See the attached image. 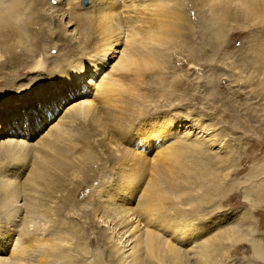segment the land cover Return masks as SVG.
<instances>
[{"label": "rangeland", "instance_id": "1", "mask_svg": "<svg viewBox=\"0 0 264 264\" xmlns=\"http://www.w3.org/2000/svg\"><path fill=\"white\" fill-rule=\"evenodd\" d=\"M15 1L7 7L9 14L1 13L0 2V138L27 144H0V246H5L2 234L10 244L4 256L24 261L31 252L24 255V248L30 249L37 227H43L51 234L45 246L34 245L37 253L53 245L62 255L55 263L43 264H119L103 225L114 214L134 219L139 207L137 200L124 203L127 197L119 185L124 179L136 183L137 176L151 178L152 161H163L155 150L169 146L170 171L183 172L188 163L193 171L207 169L197 161H214L219 173L212 184L202 175V187L210 191L201 197L203 203L210 201L206 210L219 203L201 226L210 231L177 243L189 252L190 263L195 262L192 253L200 239L230 226L240 229L242 237L217 252L219 264H264L251 245L264 242V0H133L139 10L134 5L122 15L108 0ZM137 17H145L146 24ZM129 18L142 26L133 29L137 58L145 60L154 49L148 57L158 65L155 74L144 73L139 88L130 89L134 72L122 77V86L143 96L122 110L121 102L114 105L105 99L113 94L103 96L96 88L124 47L113 46L108 52L105 44ZM98 60L102 69L95 76L91 66ZM80 68L85 69L81 74L87 94L75 96L78 88H71L66 79ZM87 79L96 80V86ZM115 93L117 98L127 95ZM86 97L99 122L66 112L74 100ZM163 117L178 120L167 132L174 136L148 149L139 129ZM59 118L63 134L33 144ZM115 128L128 131L118 135ZM13 132L17 134L6 136ZM127 149L135 152L133 157L121 154ZM112 195L119 198L115 204ZM139 196L136 190L133 200ZM14 204H21L19 211ZM26 214L32 220L29 228L23 224ZM137 224L132 222V227ZM143 228L140 224L137 234ZM158 233L164 239L171 234L163 229Z\"/></svg>", "mask_w": 264, "mask_h": 264}, {"label": "bare ground", "instance_id": "2", "mask_svg": "<svg viewBox=\"0 0 264 264\" xmlns=\"http://www.w3.org/2000/svg\"><path fill=\"white\" fill-rule=\"evenodd\" d=\"M0 2L1 5L3 6L1 13L3 12L7 14H9L8 13L9 9L7 10V7L9 5L11 7L12 4L18 3L15 0H8L5 3H3L2 1ZM124 2H129V4H125ZM108 3H111L113 6L118 7L120 15H122L121 11H124V8L125 9L131 8L133 10L134 5H136L137 7V4L133 3V0H108ZM137 8L139 10L140 7ZM134 9H135L134 12L137 11L136 8ZM135 14L137 13L135 12ZM138 17H140V15ZM65 18H67L66 15ZM144 18H140V19L142 20ZM141 20L139 21L140 23L142 22ZM144 20L145 22H143V26L144 23L146 24L147 22L146 18ZM135 22H136L135 20L129 18L128 23H126V25L123 26L120 33H118V36L113 38L111 42L105 44V47L108 52L112 50L113 46L115 47L120 44H124V47L121 49L120 56L117 59V61L112 65V68L111 70H109V73L106 72L107 75L105 76L102 75V78L98 80L97 88H96V90L98 89L99 92H102L103 96L113 94L112 96L106 97L105 99L109 102V104H111L112 101H114L113 103L114 105L116 104V102H121L118 104V107L123 106L122 110L124 109L125 105H133L135 102H140L141 99H143V96H141L142 94L138 92L139 90L138 91L129 90V87L127 88L122 86L120 82V80L123 79L122 77H127V76L129 77L128 73L134 72L133 75L134 77H131L132 80L131 82L133 84L132 85L130 84L131 85L130 89H132L134 85H137L139 88L140 84H142V82L145 81L144 73L146 71H150L149 72L150 74H155L157 71L156 65H158L157 62L155 64L152 58L148 57L151 55L150 52L152 53V55L154 53L152 52L154 51V49L151 50L152 48L150 49L151 51L149 50L150 52H147V56L145 55V60H142V58L140 59L137 58V54L134 50V44L136 43L135 34L137 33L136 31L134 33L133 29L135 28L136 25H138L136 27L137 29L139 26H141L142 23L139 24V22L136 23ZM67 24H69L68 26H71L70 22ZM147 47L150 48V46ZM102 53L103 54L101 55V57H103L104 60L107 59L109 60L110 56L106 55V53L104 52ZM92 64H91L92 68L89 67L91 68V72H92L90 73L92 75L98 76L99 74L96 75V73H98L99 70L102 69L99 67V64H101V62L100 60H98ZM83 70L85 71V69H81V68L73 69L71 72V76L66 79L68 80V83L70 84L71 88H78V92L73 91V93H77L75 94V96L76 95L80 96V94H87L86 90L83 89L84 88L83 84L85 83V81H83L84 80L83 74H81ZM88 82L89 83L91 82V84H93L92 86L96 84V80L94 79H91L90 81L87 79V83ZM78 83H80L81 85H79ZM115 92H118V94H124V92H126L127 95L126 96L121 95V97L117 98L116 97L117 93ZM37 96L38 98L41 99L43 97V93L39 91L37 93ZM90 102L91 100L89 99V97L78 98L71 103V105L67 108L66 112L74 111L75 114L79 116L81 119L90 120L93 122L94 120L98 121L100 115L98 116L97 114L98 120L94 118L95 109L92 108ZM176 121L178 120L175 118L174 119L165 118L162 122H158V121L147 122L146 128L143 127L142 129H139L142 130V133H144L143 141L148 146V149H151L152 147L151 144L153 142H155L156 145L157 144L159 145L158 143L159 140L164 142L166 139L170 138V136L171 137L174 136L172 133H167V132H170L171 127L175 125L174 123H176ZM49 126L50 127L47 129V131L41 137H39V139L33 142V144H37V143L39 144L42 141L54 140L53 138L63 134L62 132L64 131V129L60 125V118L58 119L57 122ZM31 128H33V126H31ZM115 129L117 130L118 135H122L124 132L128 131V129L127 130L124 129L118 130V128ZM102 132L103 134H106L104 131ZM11 134H13L14 136L17 133L16 132L9 133L6 134V136L12 137ZM24 134L29 135V132L26 133L24 131ZM187 134L188 133H184L182 136L186 138ZM47 137H51V138H47ZM155 139L157 141H154ZM0 144H14L15 146H22L23 144H27V142L21 139L16 140L14 138L4 137L2 139L0 138ZM181 148L183 149L185 147H181ZM128 151H130V149H127L126 151L123 150L121 151V154L127 155L128 157H133L135 152L134 151L128 152ZM155 154L162 156L163 161L162 162H157L156 160L152 161V166H151L152 172L150 175L152 176L151 178H148L145 181V177L143 178L137 176L135 177L137 179L136 183H133V180L131 181L130 179H124L122 183L119 185V187H123L121 191L122 196L126 195L127 197L122 199L124 203H131L132 201L135 200L139 201L138 209L134 210L136 212L134 219L130 218V214H121V213L114 214L110 220L105 221V223L107 222V225L105 224L103 225L107 227V230L109 229V231L107 232L110 233L108 239L111 242V247H112L111 251L116 261L119 264H142V263L145 264V261L152 262L155 264H191L189 261V257L187 256L189 252L186 251L185 249H181L177 245V243L188 242L191 239L196 237H201L202 235L210 231L209 230L210 228L201 227L202 223H206L205 216L208 213H211L213 210L216 209V207H219V203L215 202L212 210L211 209L206 210L207 207L209 206L208 204L210 201L203 203L201 200V197L204 194L210 193L208 189H206L205 192L202 187L203 185L202 175L207 174L209 176L208 181L211 180V184L217 182L219 173H217L218 168H215L217 167V165H214L215 163L214 161L210 162V164L208 165L207 164L200 165V162L197 161V164L199 165L198 167L201 168L203 167V165H206L207 169H197L193 171L194 166L193 167L189 166L190 163H188L183 172H172L169 169L170 168V165H168L169 163H167L172 160L171 158L172 152H170L169 146H166L162 149L160 148L159 150L157 149V151L155 150ZM155 154L154 156H156ZM220 165L221 163L218 165L219 170L222 169L220 168ZM187 167H189L188 170ZM160 172L163 174V176H159L158 173ZM154 173H157V175H155ZM159 180L164 181L165 185L160 186ZM144 181L145 183L143 185ZM154 186L156 188H154ZM126 187H130L131 189H126ZM136 190L140 191V196L134 198L133 200V195L135 194ZM112 196L110 200L112 201V203L115 204L116 200H119V198L117 197V195H115L116 197L114 196L112 197ZM20 206L21 204L18 205L14 204L12 207L16 208V210L19 211ZM28 217L29 216L27 214L24 215L23 217V224L25 226H28L27 228L32 226L31 224L32 220L30 219L28 220ZM134 221L136 223L138 222V224L132 227V222ZM140 224H142V228L144 227L143 232L137 234V232L139 231L138 226H140ZM192 225H195V227L192 228ZM160 229L169 231L171 233L170 237L164 239L158 233ZM37 230L38 232H36L35 239L31 241L33 243L30 244V249L27 248V246L24 248V255H26L29 252V250L31 251L30 254H27L26 257L22 256L24 261L11 258L10 255L4 256L5 254L3 253L9 250L10 244L9 243L8 245L6 244V242L8 241V236L7 238H4L5 235L2 234L1 236L3 238L2 245L5 246L4 248L0 246V264H43L44 261L47 262L52 260L55 263V261L57 262V260L61 259L62 258L61 257L62 255L60 253L61 250L59 251L57 246L54 247L52 244L51 245L53 247L46 246L47 249L40 248V253H37V251L39 250L37 246L34 245L38 244L40 245L39 247L45 246L46 245L45 240H47L48 235L51 234L49 232H46L45 231L46 229L44 230L43 227H37ZM241 237H242V231L236 227L229 226L221 229L216 228L214 231H212L209 237L200 239V241H198L199 243L196 246H194L196 249L193 250L195 252L192 253V256L194 257L195 262L192 264H219L217 252L222 248L225 249L227 242L228 244L230 243V245H233L234 243L240 241ZM251 245H252L253 254H255V256H257L259 260L264 262V242L253 241ZM141 251L143 252L142 256L140 253ZM33 258H37L38 261L32 262ZM128 258H130L129 261H127ZM67 264H71V263L67 260Z\"/></svg>", "mask_w": 264, "mask_h": 264}, {"label": "water", "instance_id": "3", "mask_svg": "<svg viewBox=\"0 0 264 264\" xmlns=\"http://www.w3.org/2000/svg\"><path fill=\"white\" fill-rule=\"evenodd\" d=\"M84 3H87V1L85 0Z\"/></svg>", "mask_w": 264, "mask_h": 264}, {"label": "snow or ice", "instance_id": "4", "mask_svg": "<svg viewBox=\"0 0 264 264\" xmlns=\"http://www.w3.org/2000/svg\"><path fill=\"white\" fill-rule=\"evenodd\" d=\"M53 2H55V0H53Z\"/></svg>", "mask_w": 264, "mask_h": 264}]
</instances>
